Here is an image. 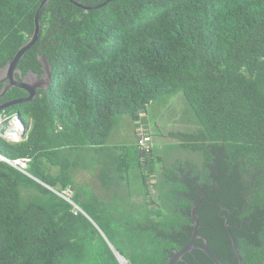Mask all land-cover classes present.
I'll list each match as a JSON object with an SVG mask.
<instances>
[{
    "label": "trees",
    "instance_id": "trees-1",
    "mask_svg": "<svg viewBox=\"0 0 264 264\" xmlns=\"http://www.w3.org/2000/svg\"><path fill=\"white\" fill-rule=\"evenodd\" d=\"M40 1L0 0V68L32 35ZM40 24L17 67L41 75L43 55L51 82L5 109L19 116L23 138H0L1 155L30 158L29 174L0 161V264H121L105 237L128 264H167L192 239L199 200L198 234L222 264H238L225 220L242 264H264V0H111L90 9L50 0ZM177 91L200 124L185 142L202 152L201 166L163 167L156 194L152 150L120 146L116 170L142 185L128 211L76 183L75 150L105 147L120 115L135 130L145 125L146 105ZM25 95L11 87L0 103ZM176 264L216 263L193 248Z\"/></svg>",
    "mask_w": 264,
    "mask_h": 264
},
{
    "label": "rangeland",
    "instance_id": "rangeland-1",
    "mask_svg": "<svg viewBox=\"0 0 264 264\" xmlns=\"http://www.w3.org/2000/svg\"><path fill=\"white\" fill-rule=\"evenodd\" d=\"M141 115L146 124L136 130L128 115L118 116L105 147L99 151L81 148L73 152L78 156L80 172L76 183L87 189L93 188L105 201L108 200L109 203L119 205L127 211L141 203L142 185L134 174L129 173L126 179L123 172L116 170L114 157L116 149L120 146L137 143L141 128L150 136V149L155 159V179L152 181L157 187L152 189L153 193L161 194L165 190L161 176L163 167L172 165L177 159L190 160L198 166L203 164L202 152L191 143L185 142L187 136L198 132L200 124L181 91L155 99L146 105ZM28 121L30 123V120ZM59 189L58 186L54 191L58 192ZM21 191L24 189L21 188Z\"/></svg>",
    "mask_w": 264,
    "mask_h": 264
},
{
    "label": "water",
    "instance_id": "water-1",
    "mask_svg": "<svg viewBox=\"0 0 264 264\" xmlns=\"http://www.w3.org/2000/svg\"><path fill=\"white\" fill-rule=\"evenodd\" d=\"M49 1L50 0H41L40 1L39 6L35 12L34 30H33L32 35L23 45H21L19 47V49L14 54V56L10 60H8L3 67L0 68V73L2 74V76L0 77V83H2V86L0 88V96H2L11 87H18V88L23 89L26 92V95L23 97L9 99V100H6V101L0 103V111L5 110L6 108L13 106L17 103L34 99L37 95L38 89L47 88L51 82L50 63H49L48 59L43 55H39L37 57L41 63V67H42L41 75H38V74H36L30 70L27 71L25 74H22L21 70L17 67V63L22 58L25 51L35 43V41L38 39V37L40 35L41 12ZM69 1L74 3L77 6L84 8V9H90V8L102 7L107 2H109L111 0H106L103 3L93 4V5H85V4L80 3L77 0H69ZM16 74L18 76H16ZM19 120H20V118H19ZM20 123L22 125L21 134L23 136L25 133L24 125H23L21 120H20ZM5 128H6V125H3L0 129V132L3 133L5 131ZM57 193L59 195H61L62 197H65L64 195L60 194L59 192H57ZM66 199H68V198H66ZM199 205H200V200L198 201L197 205L192 208V216L194 218V229H193L192 239L186 245L181 247L180 249L174 250L173 255L168 259L167 264H176V262L179 261L186 252L190 251L193 248H198V249L203 250L216 264H222L221 261L218 260L209 250L208 244H207V239L203 235L198 234L199 218H198L196 211L199 208ZM75 206H76V204H75ZM93 223H94V225H96L95 222H93ZM96 227L102 233L101 229L97 225H96ZM225 227H226V229H227V231L231 237V242H232L234 252L236 253V255L238 257V264H242V258L238 252L234 237L232 236V234L230 232L229 225L227 224L226 220H225ZM193 239H201L202 242H194ZM105 240L107 241L108 245L110 246V248L112 249V251L114 252L116 257L118 258L120 263L124 264L123 261H127V260L117 251V249L110 242H108L106 237H105ZM127 264H128V262H127Z\"/></svg>",
    "mask_w": 264,
    "mask_h": 264
},
{
    "label": "built area",
    "instance_id": "built-area-1",
    "mask_svg": "<svg viewBox=\"0 0 264 264\" xmlns=\"http://www.w3.org/2000/svg\"><path fill=\"white\" fill-rule=\"evenodd\" d=\"M3 125H6L5 131L3 133L0 132V138L4 139L8 142H17L22 139V125L18 116L15 113H9L5 110L0 111V129ZM141 127V126H139ZM138 129V128H136ZM137 144L140 150L149 151L151 147L150 136L144 133L141 128L139 135L137 136ZM0 161H4L17 169L18 171L29 174L28 164L30 162V158L23 156L17 158H7L0 154ZM67 198V197H66ZM75 206V205H74Z\"/></svg>",
    "mask_w": 264,
    "mask_h": 264
},
{
    "label": "crops",
    "instance_id": "crops-1",
    "mask_svg": "<svg viewBox=\"0 0 264 264\" xmlns=\"http://www.w3.org/2000/svg\"><path fill=\"white\" fill-rule=\"evenodd\" d=\"M144 116V115H143ZM144 119V118H143ZM145 120V119H144ZM133 124V123H132ZM133 127H134V125H133ZM133 133H135V131H133ZM136 140V139H135ZM135 143V142H134ZM123 146V145H122Z\"/></svg>",
    "mask_w": 264,
    "mask_h": 264
},
{
    "label": "flooded vegetation",
    "instance_id": "flooded-vegetation-1",
    "mask_svg": "<svg viewBox=\"0 0 264 264\" xmlns=\"http://www.w3.org/2000/svg\"><path fill=\"white\" fill-rule=\"evenodd\" d=\"M2 76V74L0 73V77ZM16 76H18L17 74H16ZM1 86H2V83H1Z\"/></svg>",
    "mask_w": 264,
    "mask_h": 264
},
{
    "label": "bare ground",
    "instance_id": "bare-ground-1",
    "mask_svg": "<svg viewBox=\"0 0 264 264\" xmlns=\"http://www.w3.org/2000/svg\"><path fill=\"white\" fill-rule=\"evenodd\" d=\"M124 262V264H127V261H123Z\"/></svg>",
    "mask_w": 264,
    "mask_h": 264
}]
</instances>
